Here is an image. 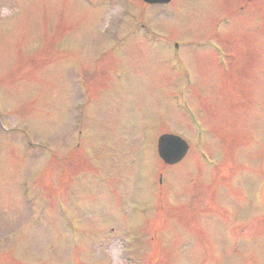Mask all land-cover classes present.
I'll return each mask as SVG.
<instances>
[{"label": "rangeland", "instance_id": "rangeland-1", "mask_svg": "<svg viewBox=\"0 0 264 264\" xmlns=\"http://www.w3.org/2000/svg\"><path fill=\"white\" fill-rule=\"evenodd\" d=\"M0 1L10 7L7 0ZM111 1L115 2H100L111 11H106V16L120 21V28L108 27L109 32L137 36L140 23L150 19L157 32L181 43L185 55L192 54L189 65L201 84L199 92L192 90L190 97L210 131L204 149L220 170L232 172L246 165L249 178L242 181L239 173L234 174L235 182L230 176L214 190L208 187L212 179L204 180L207 174L211 176L208 168L198 163L194 151L181 167L186 180H179L173 169L162 167L153 157L143 130L144 125L155 127L154 120L157 133L167 131L159 123L169 120L189 144H194L193 130L173 106L172 94L182 86L171 64L162 66L163 51L126 38L121 53H106L114 47V39L103 28L106 16L96 8H85L80 0H15L11 12L0 19V115L9 131L7 137L0 131V264H112L114 248L120 250L119 259L125 264L124 254L132 255L131 245L137 264H264V213L253 201L256 184L264 180V107L263 112L257 111L262 89L264 94V67L262 74L257 71V66L264 64V0L258 6L263 9L259 12L262 19L240 14L232 25L219 30L214 21L224 13L237 12L247 0H194L192 14H172L169 18L166 16L173 13L174 4L151 10L154 17L140 0H134L130 16L120 18ZM214 27L213 40H208ZM209 42L223 46L226 67L217 66L204 52H210ZM111 69L122 70L128 82L113 85L110 79L115 72ZM84 70L86 90L96 102L90 110L92 130L88 137L78 138L71 112L77 101L73 95L76 86L70 80L71 75ZM22 132L32 133L55 154H63L54 164H44L35 182L28 183L42 220L34 219L37 210L24 214L16 188L24 164L17 163L18 153L10 137ZM74 136L77 144L87 147L94 167L91 158L84 160L82 149L72 150ZM83 160L90 167L88 172L107 178L111 175L112 186L94 183L96 176L86 179L83 164L76 169ZM153 164L156 169L151 172L156 170L155 174L146 179L153 185L148 186L140 180L145 171L141 168L146 167L145 173L150 175ZM158 170L166 175L162 193L156 185ZM80 173L86 174L80 178ZM213 190L216 199L212 198ZM150 197L156 199L154 217L147 230L133 228L137 239L130 243L125 239L126 227L138 228L139 221L151 217L142 214L140 220L138 213L150 208ZM211 198V203L226 209L229 223L235 225H230L229 232L224 219L217 218L221 214L217 208L215 216L207 214ZM60 202L79 227L89 231L87 235L79 233L76 247L71 245L58 214ZM196 217L203 219L205 229L196 227ZM170 218L182 226L175 229V223L166 224ZM163 237L170 243L165 249L161 247Z\"/></svg>", "mask_w": 264, "mask_h": 264}, {"label": "water", "instance_id": "water-1", "mask_svg": "<svg viewBox=\"0 0 264 264\" xmlns=\"http://www.w3.org/2000/svg\"><path fill=\"white\" fill-rule=\"evenodd\" d=\"M186 147L177 139L164 137L160 140V155L170 163L178 162L185 154Z\"/></svg>", "mask_w": 264, "mask_h": 264}, {"label": "clouds", "instance_id": "clouds-1", "mask_svg": "<svg viewBox=\"0 0 264 264\" xmlns=\"http://www.w3.org/2000/svg\"><path fill=\"white\" fill-rule=\"evenodd\" d=\"M120 250L118 248H114L110 254V260L112 264H123V262L119 259L120 257Z\"/></svg>", "mask_w": 264, "mask_h": 264}]
</instances>
